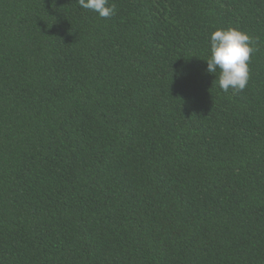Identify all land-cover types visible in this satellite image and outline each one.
<instances>
[{
    "label": "trees",
    "instance_id": "1",
    "mask_svg": "<svg viewBox=\"0 0 264 264\" xmlns=\"http://www.w3.org/2000/svg\"><path fill=\"white\" fill-rule=\"evenodd\" d=\"M109 4L0 0V264H264V0Z\"/></svg>",
    "mask_w": 264,
    "mask_h": 264
},
{
    "label": "clouds",
    "instance_id": "2",
    "mask_svg": "<svg viewBox=\"0 0 264 264\" xmlns=\"http://www.w3.org/2000/svg\"><path fill=\"white\" fill-rule=\"evenodd\" d=\"M78 5L92 10L101 18L115 14V4L109 0H76ZM254 40L237 28H218L210 34V54L204 59L206 72L215 74L218 86L227 92L230 88L243 91L250 79L249 62L255 52ZM218 73V75H217Z\"/></svg>",
    "mask_w": 264,
    "mask_h": 264
}]
</instances>
